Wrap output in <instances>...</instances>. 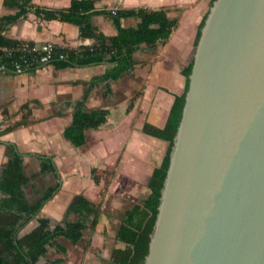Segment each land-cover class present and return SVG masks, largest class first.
<instances>
[{"label": "crops", "instance_id": "1", "mask_svg": "<svg viewBox=\"0 0 264 264\" xmlns=\"http://www.w3.org/2000/svg\"><path fill=\"white\" fill-rule=\"evenodd\" d=\"M71 1L32 0L35 5L51 9L66 8ZM209 2L95 0L97 9L168 8V16L177 20V26L165 44L160 43L155 48L142 44L133 54V70L117 80L101 82L92 87L85 102L86 110L103 108L109 114L107 121L99 128L86 130L87 141L83 146H75L67 140L65 129L73 121L77 102L83 100L85 92L90 89V80L102 75L111 64L62 69L49 64L36 71L25 70L22 74L0 68V132L20 121L27 113L32 120L48 117L0 135V177L11 159L10 146H14L23 158V171L29 179L23 189L31 204L42 199L49 189L58 186L38 214L23 227L19 237L32 232L39 225V218H46L56 225L74 221L67 220V217L76 215H66V211L75 195H85L98 209L96 228L85 231L84 238L73 245L79 250L78 255L57 239L46 244L47 254H55V257L49 259L43 256L37 264H54L58 261H62L58 264H112L113 250L127 247L126 243L117 239L120 225L141 226L145 215L144 202L124 207L125 198L134 194L135 180L148 179L149 188L154 170L164 159L160 160L159 154L154 155L149 146H160L167 142L144 133V125L148 123L164 128L176 95L184 92V71L193 60L199 26L208 12ZM17 11V7H9L5 0H0V17L13 15ZM92 22L107 36L118 32L109 15H94ZM139 23L137 17L121 20L125 28L137 27ZM5 35L15 39L52 42L66 48L94 43L91 39L83 40L80 37L77 25L45 20L34 13L10 26ZM107 86L111 87V92L104 95ZM26 104L29 109H22ZM43 164L51 165L54 169L43 170ZM113 167H116L114 177L102 198L99 193L105 182L104 171ZM93 170L100 179L99 183L93 178ZM100 175L103 176L100 178ZM68 189L73 192L68 194ZM27 190L33 191V198H30L31 192ZM2 197L0 190V199ZM58 245H63L64 250L57 251Z\"/></svg>", "mask_w": 264, "mask_h": 264}, {"label": "water", "instance_id": "2", "mask_svg": "<svg viewBox=\"0 0 264 264\" xmlns=\"http://www.w3.org/2000/svg\"><path fill=\"white\" fill-rule=\"evenodd\" d=\"M143 264H264V0H214Z\"/></svg>", "mask_w": 264, "mask_h": 264}, {"label": "trees", "instance_id": "3", "mask_svg": "<svg viewBox=\"0 0 264 264\" xmlns=\"http://www.w3.org/2000/svg\"><path fill=\"white\" fill-rule=\"evenodd\" d=\"M5 4L9 7H17L18 11L13 15L0 17V47H8L14 50L9 57L7 53L0 52V67L14 72L12 60L18 57L15 50L24 45L27 40L8 37L5 35V31L19 20L27 19L29 13H34L37 17L45 20L73 23L79 27L80 37L83 40L88 38L93 40L94 43L92 45H80L77 48L57 46L55 58L50 63L32 64L26 70L36 71L37 68L49 64L54 65L57 69L71 66L84 67L101 63L111 64V67L102 75L95 76L90 80V89L85 92L83 100L77 102L73 113V121L65 129V138L78 147L86 144V130L99 128L107 121L109 114V111L103 108L86 110L85 102L92 87L101 82L117 80L124 73L133 70L135 66L134 52L142 44H146L150 48H155L160 43L165 44L177 26V20L168 16V8L156 10L143 7L97 9L95 0H72L70 6L59 9L35 5L32 0H5ZM99 14L112 17L118 31L116 35L107 36L93 25V16ZM207 14L199 26L195 45H197L200 38L201 28ZM126 17H137L140 19V23L137 27L125 28L122 26L121 20ZM61 53L65 55L62 59L59 57ZM192 66L193 60L184 71L186 77L184 92L181 95H176L164 128H158L148 123L144 125V133L165 140L169 145L161 165L154 170L150 179L149 188L151 193L144 201L145 215L141 226L131 227L124 223L120 225L117 239L126 243L127 247L113 250L112 264H143L148 254L151 233L158 213L161 190L169 167L174 137L182 117L185 96L189 86L188 77L192 71ZM110 92L111 87L107 86L104 95ZM22 109H29V105H24ZM28 115V113L25 114L20 121L1 131L0 135L48 118L32 120L27 117ZM10 149V162L0 177V190L3 194L0 199V264H37L40 258L48 253L47 243L56 242L59 237H64L73 244H77L84 238L85 231H93L98 223V209L94 202L85 195H75L67 208L66 215L74 213L77 216L76 220L65 221L64 224H58L54 229H50V221L46 218H39V225L32 232L19 237L23 227L38 214L44 202L52 197L58 186L49 189L42 199L31 204L23 189L29 179L23 171L22 155L15 150L14 146H10ZM42 169L53 170L54 168L51 165L43 164ZM93 178L97 183L100 181L94 170ZM57 248L60 251L64 250L63 245H58Z\"/></svg>", "mask_w": 264, "mask_h": 264}, {"label": "rangeland", "instance_id": "4", "mask_svg": "<svg viewBox=\"0 0 264 264\" xmlns=\"http://www.w3.org/2000/svg\"><path fill=\"white\" fill-rule=\"evenodd\" d=\"M212 2H213V0H210V2L208 4V11H209V8L212 5L211 4ZM194 51H195V49H194ZM194 51H193V55H194ZM167 146H168V142H165V144H162L160 146H158V145H153V146L150 145L149 147L151 149H153L154 155H158L159 154L160 160H162L164 158L165 154H166V150L168 148ZM115 169H116V167L115 168L113 167L111 169L107 168L104 171V180H105V182H104L103 185H101L102 187H101V191L99 193L100 197H102V198L105 196L106 192L108 191L109 185H110V183H111V181H112V179L114 177L113 174L115 172ZM102 176L103 175H100L99 177L101 178ZM133 183H135V186H136L135 189H134V194L133 195H129L128 197L125 198L124 207H130L134 203L143 204V202L147 199V197H148V195L150 193V190H149L148 185H147L148 179H145V180H142V181L141 180H137V181L135 180V182H133ZM29 192H31V197L30 198H33L32 197L33 196L32 195L33 191L29 190L28 193ZM72 192H73V190L68 189V194H71ZM99 205H101V204H99ZM76 219H77V216H73V215L67 217V220H76ZM55 225H56L55 223H53V224L50 223V227L55 226ZM58 241L63 243V244H65L66 247L69 248V250H72V252H75L78 255V251L79 250L75 249V246H73L75 244H73L71 241H69V240H67V239H65L63 237H59ZM57 251H59V249ZM58 254L63 255V253L62 254L58 253ZM48 257H49V259H52V258L55 257V254H47L46 258H48Z\"/></svg>", "mask_w": 264, "mask_h": 264}, {"label": "built area", "instance_id": "5", "mask_svg": "<svg viewBox=\"0 0 264 264\" xmlns=\"http://www.w3.org/2000/svg\"><path fill=\"white\" fill-rule=\"evenodd\" d=\"M57 45L52 42H37L27 40L24 45L18 47L15 51L18 53V57L12 60L14 72L16 74H22L25 72L28 66L32 64H47L55 58L57 52ZM0 52L7 53L8 57L11 56L13 49L8 47H0ZM59 57L62 59L65 57L64 53H61ZM3 68V67H0Z\"/></svg>", "mask_w": 264, "mask_h": 264}]
</instances>
